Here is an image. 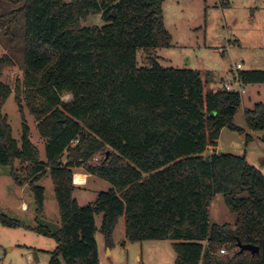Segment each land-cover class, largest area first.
Wrapping results in <instances>:
<instances>
[{"label": "trees", "instance_id": "1", "mask_svg": "<svg viewBox=\"0 0 264 264\" xmlns=\"http://www.w3.org/2000/svg\"><path fill=\"white\" fill-rule=\"evenodd\" d=\"M164 1L18 0L21 6L8 14L25 17L23 90L16 86L14 100L22 114L23 95L44 140L45 160L24 119L20 143L12 137L2 113L12 89L1 73L13 65L0 56V166L11 169L16 185H29L36 217L44 202L37 182L49 173L60 227L52 232L2 214L0 224L51 237L56 248L47 264H100L97 215L110 250L123 218L129 243L171 241L174 264H264V176L244 157L217 153L223 129L247 140L264 133V103L244 112L246 134L233 123L239 93L210 88L207 70L160 66L156 52L171 41ZM90 14L103 24L81 26ZM239 75L245 86L264 84V70ZM96 156L100 160L89 163ZM16 162L24 165L25 180ZM77 169L111 186L85 207L74 196ZM216 194L236 214L233 226L210 225ZM239 244L258 252H241Z\"/></svg>", "mask_w": 264, "mask_h": 264}, {"label": "rangeland", "instance_id": "2", "mask_svg": "<svg viewBox=\"0 0 264 264\" xmlns=\"http://www.w3.org/2000/svg\"><path fill=\"white\" fill-rule=\"evenodd\" d=\"M21 4L18 0H0V56L10 59L12 67L1 73V81L12 89L2 113L7 117L12 137L20 143L23 119L30 129V140L45 160L44 140L36 131V122L21 94V108L14 100L16 86L23 90V35L24 14L8 15ZM161 13L166 30L171 36L169 47L158 49V63L162 68H191L210 72L209 87L218 90L230 83L236 64L242 70H264V0H165ZM99 15L90 14L81 26H101ZM142 66L141 55H137ZM242 103L233 119L236 127L248 134L244 112L257 103H264V84L245 86ZM62 99L69 100L65 94ZM23 116V118H22ZM217 153L244 157L246 162L264 176V133L253 134L247 140L237 131L223 129L219 136ZM96 156L89 163H96ZM97 159V160H96ZM14 168L20 180H25L24 165L16 162ZM83 174L88 175L83 169ZM85 188L75 189L74 196L80 207L93 203L98 192L111 186L99 179H89ZM72 177V183L74 184ZM37 185L44 188L43 209L36 217V205L29 185L18 186L9 167L0 166V214L26 226L39 224L55 232L60 227L58 207L49 173ZM210 225L236 223V214L225 204L223 194H216L208 207ZM98 232L95 234L100 249V264H174L176 254L171 241L128 243L124 247V219L121 218L113 235L111 256L103 254L104 239L99 232L101 215H97ZM55 241L25 227H6L0 224V264H47L55 250ZM31 258V259H29Z\"/></svg>", "mask_w": 264, "mask_h": 264}, {"label": "built area", "instance_id": "3", "mask_svg": "<svg viewBox=\"0 0 264 264\" xmlns=\"http://www.w3.org/2000/svg\"><path fill=\"white\" fill-rule=\"evenodd\" d=\"M242 70V66L240 64H236L233 68V74H232V79L230 83H225L224 84V89L226 91H231L234 90L235 92L239 93L240 95L244 94L245 92V85L241 81V77L239 73ZM97 160V159H96ZM220 255L225 254V249L222 248L219 251Z\"/></svg>", "mask_w": 264, "mask_h": 264}, {"label": "crops", "instance_id": "4", "mask_svg": "<svg viewBox=\"0 0 264 264\" xmlns=\"http://www.w3.org/2000/svg\"><path fill=\"white\" fill-rule=\"evenodd\" d=\"M255 85H256V84H255ZM257 85H259V84H257ZM217 149H218V147H217ZM80 170H81V169H77V170L75 171V173L73 174V179H74V177H75L76 175H82V176H84L85 178H84V181H83V182H80V183H75V181L73 180L76 189H77V188H85V187L87 186L88 181H89L88 178H87L86 176H88L89 179H90V177H91V176H89V175L83 174L82 172H80ZM91 179H94V177H91ZM94 180H96V179H94ZM95 226H96V230H97V232H98V226H97L96 218H95ZM97 232H96V233H97ZM95 239H96V242H97L99 259H101V249H100V244H99V242H98V240H97L96 237H95ZM123 239H124V244H126L124 247L127 248V247H128L127 245H128L129 242L125 239V228H124V230H123ZM112 249H113V248H112ZM112 249L110 250V249L105 248V246H103V254H104L105 256H111V255H112ZM29 259H31V258H29Z\"/></svg>", "mask_w": 264, "mask_h": 264}, {"label": "water", "instance_id": "5", "mask_svg": "<svg viewBox=\"0 0 264 264\" xmlns=\"http://www.w3.org/2000/svg\"><path fill=\"white\" fill-rule=\"evenodd\" d=\"M113 17L115 16L114 14L112 15ZM239 249L240 251H249L251 252L252 254H255L258 252V248L257 247H254V246H251V245H242V244H239Z\"/></svg>", "mask_w": 264, "mask_h": 264}, {"label": "bare ground", "instance_id": "6", "mask_svg": "<svg viewBox=\"0 0 264 264\" xmlns=\"http://www.w3.org/2000/svg\"><path fill=\"white\" fill-rule=\"evenodd\" d=\"M84 176H82V175H76L75 177H74V181H75V183H80V182H83L84 181Z\"/></svg>", "mask_w": 264, "mask_h": 264}]
</instances>
